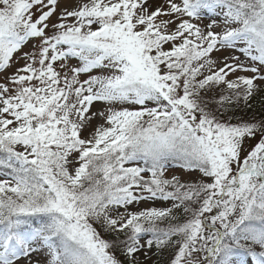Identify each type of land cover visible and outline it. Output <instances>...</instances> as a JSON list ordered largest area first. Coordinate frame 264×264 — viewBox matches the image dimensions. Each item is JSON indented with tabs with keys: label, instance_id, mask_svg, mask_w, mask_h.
I'll return each instance as SVG.
<instances>
[{
	"label": "snow or ice",
	"instance_id": "1",
	"mask_svg": "<svg viewBox=\"0 0 264 264\" xmlns=\"http://www.w3.org/2000/svg\"><path fill=\"white\" fill-rule=\"evenodd\" d=\"M21 60L0 264H264V116L234 114L264 93V0H0V74Z\"/></svg>",
	"mask_w": 264,
	"mask_h": 264
},
{
	"label": "rangeland",
	"instance_id": "2",
	"mask_svg": "<svg viewBox=\"0 0 264 264\" xmlns=\"http://www.w3.org/2000/svg\"><path fill=\"white\" fill-rule=\"evenodd\" d=\"M63 7H64V3H61V8H63ZM33 11H35V9H33ZM37 15H39V13H37ZM52 19H53V21H55V17H53ZM206 22L207 21H205V23ZM32 43H33V41H29L24 46V48L22 49V51L23 52L30 51L32 49ZM236 54L239 55V53H236ZM224 55H231V53L225 51V52H219V53L218 52H214L212 54V56H213L214 59L220 58V57H222ZM241 59H244V57L241 56ZM69 63L71 65H73V66H79V61L76 60V59L71 60ZM23 65H24V61L23 60H21L19 63H13L12 64V67L9 68L6 73L0 74V82H7L5 80V77L8 76V75H10L11 73L15 72L17 68H20ZM241 74H246V73H241ZM84 78H86V76H82L81 77V79H84ZM262 97H264V93H261L260 95L255 96L253 98V100L251 101L252 106L253 107H256L257 109H259V110L254 109L255 111H252V113L254 114V116H256L257 118H260L261 116H264V99H262ZM102 107H103V105H95L93 110H96L97 108H102ZM252 116L253 115L245 116L244 119L247 120V119L251 118ZM85 134H87V133H85ZM254 144H255V141H248L247 142V146H248L249 150H250L251 146H253ZM243 155L244 154H242V156ZM172 175H179V176H181L182 179H190V178H194L195 176H198L199 174L198 173H187V172L183 171L182 169H169L166 172V177H169L170 178ZM150 203L151 202H149V204L141 203L140 205H134L133 206V210H140L142 208L148 207V206H150ZM155 206L156 207H168V206H170V202L156 201L155 202ZM121 211H123V210H121ZM166 224H167V221L163 222L161 224V227L165 226ZM97 227H99V226L97 225ZM147 254L150 257V259H145L144 251H141L140 253L137 254L139 260L141 261V264H156L157 258H158V253L156 251V247L153 246L152 249L147 250ZM167 254H166V257L165 258H167ZM117 255H119V252H117ZM34 259L43 260L44 259L43 254H39V255L38 254H34ZM166 260L167 259L164 260V263L163 264H168V261H166Z\"/></svg>",
	"mask_w": 264,
	"mask_h": 264
},
{
	"label": "trees",
	"instance_id": "3",
	"mask_svg": "<svg viewBox=\"0 0 264 264\" xmlns=\"http://www.w3.org/2000/svg\"><path fill=\"white\" fill-rule=\"evenodd\" d=\"M254 109H257V108L252 106L251 109H245L243 111L237 110V111H235L234 114L236 116H242L243 115V118H245V116H250V115H253L254 116V114L252 113V111H255ZM257 110H259V109H257ZM160 252H161V257H160V260H159V263L158 264H163L165 259H167L166 261L169 262V259H170V251L169 250H164V251H160ZM166 254H167V258H165L166 257ZM120 258L121 259H124L123 256H121Z\"/></svg>",
	"mask_w": 264,
	"mask_h": 264
},
{
	"label": "bare ground",
	"instance_id": "4",
	"mask_svg": "<svg viewBox=\"0 0 264 264\" xmlns=\"http://www.w3.org/2000/svg\"><path fill=\"white\" fill-rule=\"evenodd\" d=\"M61 3H63V2H61Z\"/></svg>",
	"mask_w": 264,
	"mask_h": 264
}]
</instances>
